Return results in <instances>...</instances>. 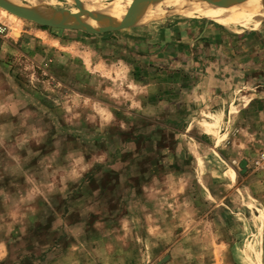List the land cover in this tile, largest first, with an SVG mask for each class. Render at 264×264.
Returning <instances> with one entry per match:
<instances>
[{
  "label": "rangeland",
  "instance_id": "obj_1",
  "mask_svg": "<svg viewBox=\"0 0 264 264\" xmlns=\"http://www.w3.org/2000/svg\"><path fill=\"white\" fill-rule=\"evenodd\" d=\"M7 1L79 13L74 0ZM0 5V264H264V120L204 105L203 69L186 78L182 44L161 43L188 19L245 36L264 17L225 27L159 3L81 29Z\"/></svg>",
  "mask_w": 264,
  "mask_h": 264
},
{
  "label": "crops",
  "instance_id": "obj_2",
  "mask_svg": "<svg viewBox=\"0 0 264 264\" xmlns=\"http://www.w3.org/2000/svg\"><path fill=\"white\" fill-rule=\"evenodd\" d=\"M171 30L169 31L170 33L167 39L161 41V43L165 44L172 41L173 45L174 42L182 44L180 46L183 50L181 49L180 54L184 63L180 70L186 73V78H190L188 74H193V69H195L194 64L199 65L203 69V71L199 72L203 75L204 81H202L198 92L200 101L204 105L207 106L213 102L219 104L224 103L223 112H225V115L226 112L231 113L234 111V108L242 117L244 115L245 117L259 116L264 120V100L262 96L251 92L254 90L262 94V91H264V82L254 88L246 86L240 89L238 85L240 81L237 83L240 78L246 76L245 83L251 77L250 75H253L255 71L259 70L262 72L257 77L264 79V62L260 60L264 56V51L246 47L249 44V40L260 39L262 44H264V22L259 30L254 32L256 34H262L258 38L253 33L250 35L248 33L245 36L230 34L223 26L202 19H188L184 26L175 23ZM249 37L251 39H248ZM239 39L242 40L241 43H239ZM205 45L208 47L203 49ZM199 46L202 48L200 49ZM193 47H198L199 50L198 48L193 50ZM189 87L190 85L183 84V90H188ZM188 102L190 103H188V106L193 103L190 102V99H188ZM190 108L188 109L190 110ZM205 109L207 110V107ZM216 110H212L211 108L209 115L212 118L215 117L213 112H216ZM205 115L208 117L207 111ZM207 123L208 121L205 124ZM209 125V127H213V124ZM203 132L205 133V137H210L212 134L208 131V128H205ZM196 146H205V142L199 139L196 142Z\"/></svg>",
  "mask_w": 264,
  "mask_h": 264
},
{
  "label": "bare ground",
  "instance_id": "obj_3",
  "mask_svg": "<svg viewBox=\"0 0 264 264\" xmlns=\"http://www.w3.org/2000/svg\"><path fill=\"white\" fill-rule=\"evenodd\" d=\"M137 1L138 0H85V1H81L80 4L83 10L87 13V15L91 19L102 18V17L120 18L124 16L128 11V9L132 6V4ZM217 1L221 4L231 7L228 9L219 8L213 3L212 0H159V2L156 4L163 3L169 6H173L174 8H177L175 10L178 9L185 10V12L192 13V15L193 13L194 14L199 13L205 15L215 20H219V22L225 27L237 25L246 28L248 27L255 28L260 26L262 18L264 17V0H217ZM37 4L38 3H36L35 6L31 5L32 7H29V5L28 6L22 5V3L21 4L14 3L13 5L17 10L31 14L38 18L51 20L53 17H55L56 13L48 14L47 13L48 10L46 12V10H44L41 7L42 5L44 6L45 3L42 4L39 3L41 6ZM112 4H115L113 8H111L110 6ZM51 10L52 9L50 8L49 11L51 12ZM72 12H76V10L72 9ZM149 12L150 10H145L142 13H140V15L141 14L149 15ZM3 13L6 14L8 17H11L12 19L15 18V15L12 13H8L7 10H3Z\"/></svg>",
  "mask_w": 264,
  "mask_h": 264
},
{
  "label": "water",
  "instance_id": "obj_4",
  "mask_svg": "<svg viewBox=\"0 0 264 264\" xmlns=\"http://www.w3.org/2000/svg\"><path fill=\"white\" fill-rule=\"evenodd\" d=\"M213 3L219 8L228 9L231 6H226L224 4L219 3L217 0H212ZM6 8L14 13L15 15L34 21L42 26L47 27H71V28H81V29H95V28H102V27H110V26H117V25H128L137 21L139 18L140 13L144 11L149 5L156 4L159 0H138L134 2L132 6L128 9L126 14L120 18L115 17H102V18H94L91 19L87 13L83 10L81 4L74 0L76 3L77 8L79 9V13L77 15L71 13H62L56 14L51 20H46L42 18L35 17L31 14L21 12L15 8V6L9 2L0 0Z\"/></svg>",
  "mask_w": 264,
  "mask_h": 264
}]
</instances>
